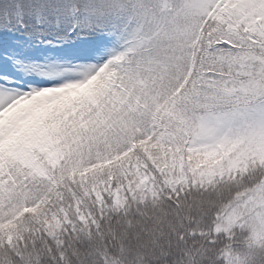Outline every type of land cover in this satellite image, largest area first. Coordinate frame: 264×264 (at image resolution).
Wrapping results in <instances>:
<instances>
[{
	"label": "snow or ice",
	"instance_id": "obj_1",
	"mask_svg": "<svg viewBox=\"0 0 264 264\" xmlns=\"http://www.w3.org/2000/svg\"><path fill=\"white\" fill-rule=\"evenodd\" d=\"M0 264H264V0H0Z\"/></svg>",
	"mask_w": 264,
	"mask_h": 264
}]
</instances>
